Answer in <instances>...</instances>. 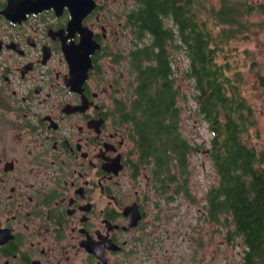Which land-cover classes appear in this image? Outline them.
<instances>
[{
  "label": "flooded vegetation",
  "instance_id": "flooded-vegetation-1",
  "mask_svg": "<svg viewBox=\"0 0 264 264\" xmlns=\"http://www.w3.org/2000/svg\"><path fill=\"white\" fill-rule=\"evenodd\" d=\"M206 1L264 167V0ZM135 7L0 0V264H264L259 195H170L142 162L122 113Z\"/></svg>",
  "mask_w": 264,
  "mask_h": 264
},
{
  "label": "trees",
  "instance_id": "trees-1",
  "mask_svg": "<svg viewBox=\"0 0 264 264\" xmlns=\"http://www.w3.org/2000/svg\"><path fill=\"white\" fill-rule=\"evenodd\" d=\"M135 3L137 75L134 84L129 81L122 113L132 123L142 162L161 186L169 183L172 195H193L187 178L192 173L189 158L204 144L192 143L182 134L181 117L189 108L210 134V148L204 153L218 183L206 190L208 202L209 195H259L264 201L263 158L256 157L245 139L253 118L241 92L243 77L232 73L209 20L200 22L197 9L200 4L206 9L207 1ZM189 100L192 106L187 105ZM259 198L247 197L249 207H261Z\"/></svg>",
  "mask_w": 264,
  "mask_h": 264
},
{
  "label": "rangeland",
  "instance_id": "rangeland-1",
  "mask_svg": "<svg viewBox=\"0 0 264 264\" xmlns=\"http://www.w3.org/2000/svg\"><path fill=\"white\" fill-rule=\"evenodd\" d=\"M214 1V0H211ZM211 25V23H210ZM243 47L244 45H240ZM177 55L180 58V65H183L185 61L181 60V56L179 53ZM242 56V55H241ZM228 60L231 61V58H228ZM241 71L245 72V69L240 66L239 67ZM232 73H234V69H231ZM252 85L249 87H245L246 91L245 93H251ZM248 94V95H249ZM252 94H259V90L253 91ZM183 103V107L186 108V103ZM185 103V104H184ZM255 103V102H254ZM258 103V102H256ZM187 105L192 106L193 102L189 100ZM189 108H186L183 111V115L181 117V130L183 136L187 137L189 140H191L192 143L195 144H201L203 143V147H201L199 152L194 153L190 158V169L192 173L188 175V183H189V189H192L193 195H205V192L210 186L217 185L218 181L215 178L214 174V168L212 167V163L209 160V157L205 155L204 150H208L210 148L209 141H210V134L205 129V124L200 123V117L192 113V109L188 110ZM261 123L264 125V118L261 119ZM170 195H172V191H170ZM176 195H182V194H176Z\"/></svg>",
  "mask_w": 264,
  "mask_h": 264
},
{
  "label": "water",
  "instance_id": "water-1",
  "mask_svg": "<svg viewBox=\"0 0 264 264\" xmlns=\"http://www.w3.org/2000/svg\"><path fill=\"white\" fill-rule=\"evenodd\" d=\"M88 57V56H87ZM87 62H88V64H89V66H90V60H89V58L87 59Z\"/></svg>",
  "mask_w": 264,
  "mask_h": 264
}]
</instances>
